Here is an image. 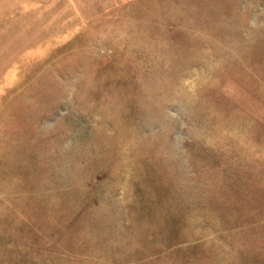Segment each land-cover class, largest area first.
Here are the masks:
<instances>
[{"label":"rangeland","instance_id":"rangeland-1","mask_svg":"<svg viewBox=\"0 0 264 264\" xmlns=\"http://www.w3.org/2000/svg\"><path fill=\"white\" fill-rule=\"evenodd\" d=\"M0 264H264V0H0Z\"/></svg>","mask_w":264,"mask_h":264}]
</instances>
